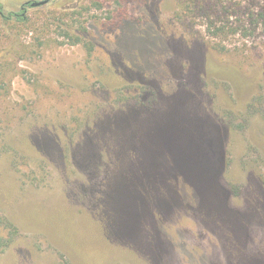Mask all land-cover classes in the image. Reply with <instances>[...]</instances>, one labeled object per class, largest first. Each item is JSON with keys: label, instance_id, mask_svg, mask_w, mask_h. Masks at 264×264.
I'll return each mask as SVG.
<instances>
[{"label": "rangeland", "instance_id": "374dc122", "mask_svg": "<svg viewBox=\"0 0 264 264\" xmlns=\"http://www.w3.org/2000/svg\"><path fill=\"white\" fill-rule=\"evenodd\" d=\"M212 2L0 15V264H264V0Z\"/></svg>", "mask_w": 264, "mask_h": 264}, {"label": "trees", "instance_id": "16d2710c", "mask_svg": "<svg viewBox=\"0 0 264 264\" xmlns=\"http://www.w3.org/2000/svg\"><path fill=\"white\" fill-rule=\"evenodd\" d=\"M184 2H186L187 0H183ZM191 2H193V5H186V8L188 10V7L190 6V10H192L193 13H197V14H201L204 16H209L210 12L212 11H217V4L215 5L212 0H190ZM31 2V1H30ZM30 2H26L23 4V8H21L20 12L17 11H9V12H5L3 9V5L2 3H0V15L5 19V20H12L13 18H16L19 21H24L25 17L23 15V11H25V8L29 5H31ZM184 5V3L182 4V6ZM213 22L212 24L209 26V30H211V27H213ZM214 29H212L213 33L212 35L214 36V38L220 37V35H224L228 33V30L225 26H214ZM78 39V38H77ZM79 40V39H78ZM76 42V41H74ZM216 48L220 51H225L226 47L225 45L221 42L218 45H215ZM194 142H191L187 147L189 150L194 151V153L197 154V150L196 147L194 146ZM176 148H178L177 146H174ZM123 202V200H122ZM123 204V203H122ZM4 223L5 225V230L6 232L9 234L8 235V240H11L13 238V236L18 232V227L15 226V224L13 223V221H11L8 218H2V220H0V224ZM11 241H0V245L2 246H8V244H10Z\"/></svg>", "mask_w": 264, "mask_h": 264}, {"label": "water", "instance_id": "95a60500", "mask_svg": "<svg viewBox=\"0 0 264 264\" xmlns=\"http://www.w3.org/2000/svg\"><path fill=\"white\" fill-rule=\"evenodd\" d=\"M49 0H40V1H27L30 2L32 6H39V5H43L46 4Z\"/></svg>", "mask_w": 264, "mask_h": 264}, {"label": "flooded vegetation", "instance_id": "af4514ba", "mask_svg": "<svg viewBox=\"0 0 264 264\" xmlns=\"http://www.w3.org/2000/svg\"><path fill=\"white\" fill-rule=\"evenodd\" d=\"M26 3V2H25ZM21 8H23V5H22V7Z\"/></svg>", "mask_w": 264, "mask_h": 264}]
</instances>
